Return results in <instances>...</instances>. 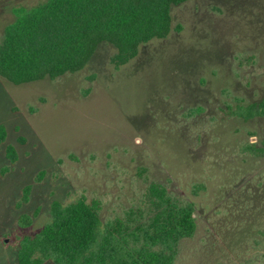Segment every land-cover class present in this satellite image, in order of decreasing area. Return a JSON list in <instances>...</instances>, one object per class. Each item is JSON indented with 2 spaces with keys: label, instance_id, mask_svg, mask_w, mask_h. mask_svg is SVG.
<instances>
[{
  "label": "rangeland",
  "instance_id": "1",
  "mask_svg": "<svg viewBox=\"0 0 264 264\" xmlns=\"http://www.w3.org/2000/svg\"><path fill=\"white\" fill-rule=\"evenodd\" d=\"M44 1L0 0V39L15 7ZM172 18L166 38L118 69L104 41L75 73L23 84L0 76V264H17L19 236L49 221L52 200H98L108 221L142 205L152 181L196 206L197 231L176 264H264V152L250 149H264V116L230 114L264 97V0H187ZM27 184L30 202L16 208Z\"/></svg>",
  "mask_w": 264,
  "mask_h": 264
},
{
  "label": "trees",
  "instance_id": "2",
  "mask_svg": "<svg viewBox=\"0 0 264 264\" xmlns=\"http://www.w3.org/2000/svg\"><path fill=\"white\" fill-rule=\"evenodd\" d=\"M185 1L46 0L15 7V19L0 39V76L23 84L75 73L104 41L116 47L111 62L118 69L138 55L142 43L170 34L172 7ZM175 30L181 32L183 25ZM230 110L245 120L264 116V97ZM7 139L8 129L0 123V151ZM18 141L26 138L21 135ZM5 155L11 165L19 160L12 143L5 146ZM43 173H37L35 182ZM32 189V184L23 187L16 208L30 202ZM145 196L142 205L108 221L101 217L98 200H52L49 221L39 231L19 236L17 264H176L181 241L197 231L196 206L155 181ZM38 215V209L22 214L19 226L30 227ZM260 233L264 236V229Z\"/></svg>",
  "mask_w": 264,
  "mask_h": 264
}]
</instances>
